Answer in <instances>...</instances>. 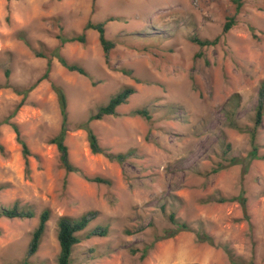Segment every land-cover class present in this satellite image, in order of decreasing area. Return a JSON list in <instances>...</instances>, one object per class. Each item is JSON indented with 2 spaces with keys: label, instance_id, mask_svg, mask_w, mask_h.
<instances>
[{
  "label": "rangeland",
  "instance_id": "obj_1",
  "mask_svg": "<svg viewBox=\"0 0 264 264\" xmlns=\"http://www.w3.org/2000/svg\"><path fill=\"white\" fill-rule=\"evenodd\" d=\"M242 3L239 9L235 0H0V208L35 214L0 219V264H58V220L89 212L96 219L79 234L71 264H233L226 248L239 264H264V159L250 156L255 132L264 158V118L255 125L264 88V0ZM88 22H105L107 39L121 40L108 58L98 33L84 31ZM82 33L85 45L58 39ZM193 38L218 41L201 47ZM56 50L91 79L52 57L49 77L31 88L48 65L36 53ZM54 86L67 96L65 143L82 174H67L48 143L62 125ZM126 87L136 93L119 115L89 124L102 148L132 153L121 165L92 154L82 127ZM136 109L149 110L152 119L131 115ZM12 124L30 149L28 167ZM241 194L248 219L238 201H215ZM45 210L51 211L45 236L28 257ZM171 213L190 231L156 241L174 228ZM98 228L108 235L90 236Z\"/></svg>",
  "mask_w": 264,
  "mask_h": 264
},
{
  "label": "trees",
  "instance_id": "obj_2",
  "mask_svg": "<svg viewBox=\"0 0 264 264\" xmlns=\"http://www.w3.org/2000/svg\"><path fill=\"white\" fill-rule=\"evenodd\" d=\"M236 5L239 9H241L243 3L242 0H235ZM114 21L113 18H110L107 20V22ZM233 22H228L224 27V33H227L231 27ZM105 22L104 23H92L88 22L86 26L84 27V31L93 30L96 31L99 35V41L103 47V50L105 52L106 58H108L109 53L114 49L117 43H122L121 40H114L110 41L106 37V29H105ZM62 45H65L67 43H74L78 42L80 44L85 45L86 44V36L85 33H82L81 35L73 36V37H65L63 35H60L58 37ZM194 43L198 44L201 47L205 46H213L217 44L218 40H200L198 38H193L192 40ZM153 45V44H151ZM36 56L39 58H47L48 65L46 73L38 80L36 84H34L31 88H34L39 82L47 79L49 77L50 71H51V65H52V57L57 58L61 65L66 68L70 72L78 73L84 77H87L91 79L89 73L87 70L76 63H70L65 57H63L58 50L48 52L47 54L44 52H38L36 53ZM7 75L8 72H7ZM95 86L96 84L93 83ZM30 88V89H31ZM54 90L58 97L61 117H62V125L60 132L57 136L49 140V144L55 145L60 153V160L61 165L65 169L67 174L75 173V174H82L81 169L76 167L70 160L69 155V149L66 145V138L68 135V100L67 96L64 92V90L61 87L54 86ZM136 93V89L134 87H126L119 93H117L114 97L110 99V101L104 105L101 106L98 111L91 115L87 123L83 125V129L87 132V137L89 141V146L91 149L92 154L94 155H103L105 156L109 161L111 162H117L119 164H124L128 158L132 155L131 152L125 153V154H114L110 152L108 149L102 148L99 144L98 138L94 131L89 127V124L93 121H101L105 117L118 116V109L122 107L123 105H126L129 102V99ZM259 104L256 109L255 113V125L260 126L263 123L264 118V88L260 90L259 94ZM24 104L23 101L18 105L15 112ZM131 115L138 116L140 118H143L147 121H150L152 119V115L149 110L147 109H136L134 110ZM9 119L6 120L8 122ZM233 125V124H232ZM12 127L17 134V140L22 146V152L24 159L26 161L27 167L29 166V158L31 156V152L27 144L24 142V140L21 137V132L17 125L12 124ZM250 138H251V144H252V151L250 152V156L252 159H264L263 157L258 155V147L255 144L256 141V135L255 132H250ZM231 165H237L239 164V160L237 158H231L230 160ZM219 169L213 170L214 173L219 172ZM27 172H29V169H27ZM85 179L89 182L96 183L98 185H111V181L108 179H104L101 177H95V178H87ZM217 202L219 203H225V202H234L238 201L242 207L244 217L248 219V208H247V200L244 197V195H240L235 198H223L219 197L216 198ZM97 216L96 212H89L86 215H83L80 218H71L67 216H63L58 220V243H59V256H58V264H71L73 249L76 247L80 242V236L79 234L83 232L91 221L95 220ZM35 217V214L31 210H25L20 209L19 207H13V208H0V219H8V220H14V219H32ZM51 218V211L45 210L41 213L39 217V224L35 231L33 232L32 239L29 246L28 251V257L34 256L37 254V252L40 249L42 240L45 236L47 224L50 221ZM168 220L170 224L174 227L170 230H166L163 232V235H158L155 237L156 241H162L166 239H171L177 236L182 231H190V227L188 224L184 222H180L174 213H171L168 215ZM108 235V229L107 228H98L95 229L90 236H97V237H106ZM198 240L201 242H207L212 246H215L214 239L206 234V233H197ZM226 252L229 254V258L231 263L233 264H239V262L236 260L234 255L231 253V251L226 248ZM24 264H27V262H24Z\"/></svg>",
  "mask_w": 264,
  "mask_h": 264
}]
</instances>
